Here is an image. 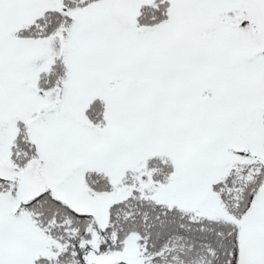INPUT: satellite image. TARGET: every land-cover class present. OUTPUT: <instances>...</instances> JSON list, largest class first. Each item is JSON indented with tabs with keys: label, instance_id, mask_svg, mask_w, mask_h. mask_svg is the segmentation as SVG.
I'll return each mask as SVG.
<instances>
[{
	"label": "snow or ice",
	"instance_id": "1",
	"mask_svg": "<svg viewBox=\"0 0 264 264\" xmlns=\"http://www.w3.org/2000/svg\"><path fill=\"white\" fill-rule=\"evenodd\" d=\"M0 264H264V0H0Z\"/></svg>",
	"mask_w": 264,
	"mask_h": 264
}]
</instances>
